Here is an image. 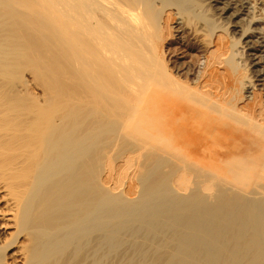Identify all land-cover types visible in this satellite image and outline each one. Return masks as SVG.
I'll use <instances>...</instances> for the list:
<instances>
[{"label": "bare ground", "instance_id": "1", "mask_svg": "<svg viewBox=\"0 0 264 264\" xmlns=\"http://www.w3.org/2000/svg\"><path fill=\"white\" fill-rule=\"evenodd\" d=\"M206 1L0 0V264H264V7Z\"/></svg>", "mask_w": 264, "mask_h": 264}, {"label": "rangeland", "instance_id": "2", "mask_svg": "<svg viewBox=\"0 0 264 264\" xmlns=\"http://www.w3.org/2000/svg\"><path fill=\"white\" fill-rule=\"evenodd\" d=\"M208 1V0H207ZM206 1V2H207ZM249 1V0H248ZM254 1V2H253ZM262 1V2H261ZM250 2H251V5H252V3H254L255 4V6H257V9H259L260 7H264V0H250ZM257 2V3H256ZM205 3V2H204ZM253 4V5H254ZM257 11V13L255 14V15H257V17H261V18H263V21H264V11H260V9L259 10H256ZM259 11V12H258ZM262 12V13H261ZM262 16H261V15ZM259 15V16H258ZM185 16H183V18L182 19H180V20H182V21H180V23H181V25L180 24H177V23H179V21L176 23H173V25H172V27H173V38H172V43H171V46H170V48L171 49H174V50H172V53H173V55H171L172 53H170L169 54V56H170V59H173L172 61H173V63H174V65L177 67V68H180L181 70H182V72L183 73H185V74H187V71L188 70H193L194 71V69H196L197 67H198V63H199V61L200 62H202L203 60H202V55H203V53H204V51H205V49H206V47H208L209 45H208V43L210 42V38L209 39H205V40H208V41H204V44H206V45H204L203 43H201V42H203V37H198L197 35H200V33H201V36H204V33H203V31H202V29L203 28H201V27H203V26H201V24L200 25H196L195 26V23L196 22H193V23H191L192 22V20L190 21V20H188L189 18H187V20H186V17L184 18ZM242 17H238V18H236V20L235 19H233V25H232V27L233 28H231V29H235L236 30V33H235V37L236 38H240V35H241V33H239V31L240 30H238L239 28L241 29V28H243L242 27V25L243 26H246L245 24H246V22L245 21H243V19H245L244 17L241 19ZM184 19V20H183ZM190 21V22H189ZM194 21V20H193ZM182 22H184V23H182ZM244 22H245V24H244ZM194 24V25H193ZM196 24H199V23H196ZM235 24V25H234ZM240 27H239V26ZM182 26V27H181ZM191 26H192V28H193V26H195L196 28H194V29H201V31H198V29H197V31H198V33L194 30V29H192L191 28ZM262 27H263V29H264V24H262L261 25ZM175 27H177V28H175ZM239 27V28H238ZM179 28V29H178ZM237 28V29H236ZM199 29V30H200ZM262 29V30H263ZM193 30V31H192ZM204 30V29H203ZM195 31V34L193 33L192 34V32H194ZM238 31V32H237ZM264 31V30H263ZM205 32V31H204ZM206 33V32H205ZM238 33V34H237ZM206 35H207V33H206ZM236 35H239V37L238 36H236ZM196 36V37H195ZM201 38V39H198V38ZM205 37V36H204ZM205 38H208V36L207 37H205ZM174 40V41H173ZM197 40V41H196ZM199 40H202V41H199ZM198 42H200V44L198 45ZM206 42V43H205ZM252 44H254L253 43V41L251 42ZM201 45V46H200ZM204 45V46H203ZM208 45V46H207ZM255 46H256V44H254ZM253 45V46H254ZM173 46V47H172ZM198 46V47H197ZM169 47V46H168ZM201 47H202V49H201ZM205 48V49H204ZM175 49H177V50H175ZM167 50V54L169 53L168 51H169V49L167 48L166 49ZM201 50H202V52H201ZM250 53L252 52L253 53V50L251 49L250 51H249ZM254 53H257L256 54V59L257 58H259V52L258 51H254ZM173 56V57H172ZM169 59V58H168ZM255 59V60H256ZM199 60V61H198ZM257 61H258V59H257ZM256 61V62H257ZM177 65H176V64ZM261 64V65H260ZM196 65V66H195ZM260 65V66H259ZM259 65H256V66H254V67H252V71H254V72H252V75H254L255 74V71L256 70H262L263 69V67L264 66H262L263 64L262 63H260V61H259ZM189 66H192V67H189ZM262 66V67H261ZM187 67V68H186ZM259 67V68H258ZM191 68V69H190ZM254 68V69H253ZM187 70V71H186ZM251 71V70H250ZM249 74H250V72H249ZM251 75V76H252ZM258 79V78H257ZM255 77L252 79L253 81H256V83L255 84H257V89H259V88H261L260 86H261V84L263 83L262 81H261V83H260V78L257 80ZM258 81V82H257ZM260 83V84H259ZM261 91H262V93L261 92H259V93H261L260 95L261 96H264V87H262L261 89H260Z\"/></svg>", "mask_w": 264, "mask_h": 264}]
</instances>
